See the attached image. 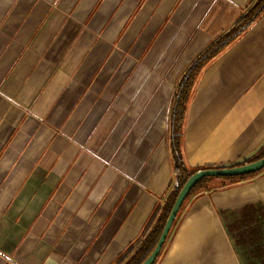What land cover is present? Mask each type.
<instances>
[{
  "label": "crops",
  "instance_id": "crops-1",
  "mask_svg": "<svg viewBox=\"0 0 264 264\" xmlns=\"http://www.w3.org/2000/svg\"><path fill=\"white\" fill-rule=\"evenodd\" d=\"M257 1L0 0V264H118L142 241L177 185L180 81ZM263 147L264 14L199 72L182 136L191 169ZM262 237L264 170L216 178L154 264H264Z\"/></svg>",
  "mask_w": 264,
  "mask_h": 264
},
{
  "label": "trees",
  "instance_id": "trees-1",
  "mask_svg": "<svg viewBox=\"0 0 264 264\" xmlns=\"http://www.w3.org/2000/svg\"><path fill=\"white\" fill-rule=\"evenodd\" d=\"M264 14V0H258L249 11L241 18L238 24L233 28V30L227 33L223 38L216 42L211 48L204 52L187 70V72L182 77L178 90L176 92L175 101L172 108V124H171V149L172 156L175 164V173L177 178V185L173 190L170 199L165 204L162 213L157 216L150 228L146 233L142 241L130 250L128 255L121 260L118 264H141L148 255L152 252L157 241L161 235V232L164 228L166 220L171 212V209L175 203V200L184 186L186 181L192 176L197 170L204 168H215L223 166H209L204 168L191 169L187 166L185 157L182 149V136H183V127L185 121V114L189 100L192 96L193 86L195 84L196 78L202 68L212 59L216 58L220 52H222L228 45L231 44L233 40L239 37L241 34L246 32L262 15ZM261 157H264V147L260 152L251 160L246 162L257 160ZM243 162V163H246ZM240 163V164H243ZM264 170V169H262ZM262 170L240 175V176H228V177H205L199 181L191 190L188 197L195 191L203 188H207L209 182L213 181L216 178H223L227 180H235L238 178H245L249 175L259 173ZM187 197V198H188ZM186 198V199H187Z\"/></svg>",
  "mask_w": 264,
  "mask_h": 264
},
{
  "label": "water",
  "instance_id": "water-1",
  "mask_svg": "<svg viewBox=\"0 0 264 264\" xmlns=\"http://www.w3.org/2000/svg\"><path fill=\"white\" fill-rule=\"evenodd\" d=\"M264 169V157L257 160L246 162L243 164H235L231 166L215 167V168H204L197 170L189 179L186 181L184 186L181 188L175 203L171 209V212L166 220L161 235L157 241L152 252L141 264H154L160 255L162 248L169 236L172 226L177 218V215L182 208L186 198L193 189V187L205 177H228V176H240L250 174L259 170Z\"/></svg>",
  "mask_w": 264,
  "mask_h": 264
},
{
  "label": "rangeland",
  "instance_id": "rangeland-1",
  "mask_svg": "<svg viewBox=\"0 0 264 264\" xmlns=\"http://www.w3.org/2000/svg\"><path fill=\"white\" fill-rule=\"evenodd\" d=\"M255 222H257V221H255ZM261 223H262V219H260L259 220V222H257V225L255 224V225H253L254 227H257V228H259V229H261ZM263 239H264V237H262ZM263 244H264V242H263Z\"/></svg>",
  "mask_w": 264,
  "mask_h": 264
}]
</instances>
